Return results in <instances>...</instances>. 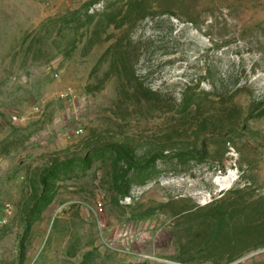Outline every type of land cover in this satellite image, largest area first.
I'll use <instances>...</instances> for the list:
<instances>
[{
	"label": "rangeland",
	"instance_id": "1",
	"mask_svg": "<svg viewBox=\"0 0 264 264\" xmlns=\"http://www.w3.org/2000/svg\"><path fill=\"white\" fill-rule=\"evenodd\" d=\"M0 264H264V0H0Z\"/></svg>",
	"mask_w": 264,
	"mask_h": 264
},
{
	"label": "bare ground",
	"instance_id": "2",
	"mask_svg": "<svg viewBox=\"0 0 264 264\" xmlns=\"http://www.w3.org/2000/svg\"><path fill=\"white\" fill-rule=\"evenodd\" d=\"M231 182V176L226 175V176H218L215 179V183H217L220 187H226L229 185Z\"/></svg>",
	"mask_w": 264,
	"mask_h": 264
},
{
	"label": "trees",
	"instance_id": "3",
	"mask_svg": "<svg viewBox=\"0 0 264 264\" xmlns=\"http://www.w3.org/2000/svg\"><path fill=\"white\" fill-rule=\"evenodd\" d=\"M125 159H126L127 161L133 162V165H134L135 167H137V168H140V167L143 166V163L138 162V161H137V162H136V161H133V159L128 155V153L125 154Z\"/></svg>",
	"mask_w": 264,
	"mask_h": 264
}]
</instances>
